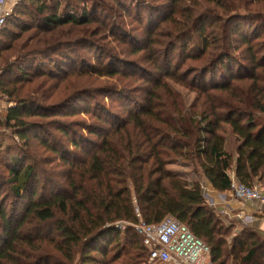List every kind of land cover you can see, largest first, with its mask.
<instances>
[{
  "label": "trees",
  "instance_id": "trees-1",
  "mask_svg": "<svg viewBox=\"0 0 264 264\" xmlns=\"http://www.w3.org/2000/svg\"><path fill=\"white\" fill-rule=\"evenodd\" d=\"M62 1L54 8L44 0L22 1L26 6L36 5L39 13L52 11L38 19L40 31L36 35L41 36L37 44L42 46L3 47L5 28L17 18L21 1L2 28L0 57L5 50L14 49L16 53L13 67H18L19 75L14 86L44 75L56 78L52 71L40 67L32 71L33 67L25 63L39 52L45 58L58 53L63 49V40L71 42L74 33L82 35L73 38L71 45L101 43L108 62L88 65L87 69L74 67L64 72L66 77L58 76L59 81L69 78L71 90L55 104L45 106L29 96L15 99L17 104L8 109L7 126L14 129L19 140L29 149L32 141L38 142L46 151L61 156L69 170L64 185L47 197L38 193L36 184L32 187L35 167H21L19 158H10L8 182L16 197H24V190L28 201L15 225L0 196L4 229L0 264H144L149 251L142 233L132 225L139 221L137 209L146 223H159L172 216L187 225L209 245L215 264H264V235L251 226H241L240 231L231 234L235 226L224 223L220 211L206 202L202 182L181 177L167 167L173 156L193 163L216 190L227 191L234 159L224 131L227 125L237 143L236 177L249 186L256 179L264 181V0H85L81 4L77 0L82 5L80 11L74 0L63 1L64 7ZM143 1L151 10L144 37L132 35L117 22L110 23L117 15L143 24L134 13ZM98 9L107 12L104 18L95 15L98 12L93 10ZM159 15H163L160 20ZM15 35L9 31L6 37L14 39ZM111 41L117 42L119 53L109 46ZM176 50L180 54L192 50L194 54L188 52L186 57L194 60L196 69L188 73L184 70L181 75L183 65L172 59ZM119 54L142 55L137 61L124 62L118 59ZM20 61L22 65L17 63ZM216 68L224 72L220 73V82L217 76L206 78ZM140 71L159 75L150 80ZM36 73L41 76L35 77ZM84 75L114 78L110 86H121V91L109 85L100 90L126 100L132 96L131 86L144 80L149 87L142 86L140 91L147 97L146 105L116 118L110 110L104 111L99 101L98 109L90 116L92 123L87 125L88 139L55 117L64 114L60 111L70 108L74 101L75 107L83 100L87 104L94 100L95 89L73 81ZM165 78L196 92L190 108L183 109ZM43 86L41 83L37 90ZM83 87L84 93L79 91ZM9 93L13 98L19 91ZM27 116L52 118L54 122L38 126L26 121ZM47 126L61 132L76 151L70 154L60 140L51 143V135L44 130ZM83 138H87L89 149L86 156L78 158V150L85 144ZM235 142L231 144L235 146ZM65 155H71L73 161ZM122 221L129 223L123 236V230L116 226Z\"/></svg>",
  "mask_w": 264,
  "mask_h": 264
},
{
  "label": "rangeland",
  "instance_id": "rangeland-1",
  "mask_svg": "<svg viewBox=\"0 0 264 264\" xmlns=\"http://www.w3.org/2000/svg\"><path fill=\"white\" fill-rule=\"evenodd\" d=\"M20 4L18 5L17 10V18L14 20H11L10 23L5 28V37L3 39V47H6L7 45H14V46H21L24 44V46H27V49H31L32 47L36 46H42V44H37L38 38L41 36H37V32L40 31L38 27L39 20L42 18V16L49 14L52 12L49 10L47 13H39L38 9L35 6H31L30 4L28 6L25 5V3L22 4L23 0H20ZM47 1L48 5H50L52 8H54L60 0H44ZM65 1V0H63ZM61 2V6L64 7V2ZM123 2H128V0H122ZM85 0H81V3H84ZM19 3V2H18ZM17 3V4H18ZM102 4V2H98ZM75 6L78 5V9L80 11L81 6L78 4L77 0H74ZM148 3L145 1L142 2L141 7L139 10H134L135 15L140 16L143 24H138L137 22H133L132 19L128 18H122L118 17L117 15H113V18L110 19V23L117 22L121 25L122 28L127 30L129 33H131L134 36L142 35L144 37L145 32L149 30V17L151 16V10L149 9ZM129 5V4H128ZM87 6H90V3L87 4ZM95 12H98V15L95 14L97 17L101 16L104 18L106 15L103 10H93ZM62 12V8L60 9L59 13ZM163 17V15H159L157 17L158 20H160ZM39 21V22H38ZM158 21L154 24L157 25ZM153 26L152 23L150 25ZM24 29H29L27 31H24ZM134 30V31H133ZM11 31L12 33H15V37L10 38L6 37L7 32ZM119 35L121 36L120 31H118ZM35 34V37H34ZM82 34H76L74 33L71 36V42H74L75 40L73 38H77ZM193 37H197L196 35ZM30 38V39H27ZM139 39V38H138ZM197 39V38H196ZM188 40V39H187ZM186 40V41H187ZM65 43L63 44V49H61L58 53L52 54L49 58H45L41 52H39L36 55L30 56L29 61H27L25 64L31 65L30 67H33L31 70H36L37 67H40L41 69L48 71H52L54 73V77L56 78H49L47 75H44L42 77L41 74H35V77L39 75L40 79H37L30 83H23L18 84L14 86V82L16 80V77H18V67H13V63L16 62V57L14 58V49L13 50H5L0 57V196L1 201L6 204V211L7 213L13 215V220L15 222V225L19 222V217H21V214L23 213V204H25L28 201L27 195L24 194V190L22 191V195L24 197H16L11 189V175L8 174L9 167H11V159L12 157L16 156L20 159L19 166L25 167L26 165H33L35 167L36 175H35V183L37 185L38 193L43 194L47 197H51L50 195L56 193V191L59 189V186H63V182L65 181L66 173L68 172L69 168L67 166H64L62 164V160L60 159L61 156L56 155L52 153L51 151H46L43 147H41L38 142L32 141L34 144L30 147L26 146L24 142H21L19 140V137L17 134H15V131L13 128L7 126L6 118H7V111L10 107L17 104L15 99L19 98H28L29 96H32L33 98H37L39 101L47 105L55 104L57 98L61 97L62 95H68L70 92V80L69 78L65 81L62 79V81H59L57 78L58 76H63L67 71H72L75 69L74 67H83V69H87L86 66L88 65L92 66H99L100 63H107V52L105 49V46L101 43H95L94 45L91 44L88 46L86 45H71L70 41L63 40ZM27 42V43H26ZM67 44V45H66ZM117 42H110L109 46L116 48L117 53L120 52V48H117L116 46ZM95 47H93V46ZM129 45V44H127ZM101 47V48H98ZM24 53L25 50H21V53ZM69 51H74L73 54H71ZM180 50H176L173 53L172 59L174 63H178L183 65L181 72V75L184 70H187L188 73L189 70L196 69L197 64L194 62V60H191L190 58H187L186 55L189 52L190 54H194V52H191L192 50H189L186 54H180ZM116 53V54H117ZM63 54V55H62ZM142 55V54H140ZM140 55L131 56L129 55H121L119 54L120 61H137L140 59ZM237 55V53H236ZM59 60V61H57ZM61 60H65V62L59 64ZM182 62V63H181ZM19 65L20 62H17ZM9 65V66H8ZM22 65V64H21ZM191 65H194L195 67H191ZM141 66V65H140ZM121 68L130 69L128 66L120 65ZM143 67V66H141ZM145 67V66H144ZM12 68V71H9V69ZM213 71V72H212ZM65 72V73H64ZM141 73L146 74L145 77H148L150 80L155 79L156 76L159 74L156 72L154 75H150L151 73H146L144 71H140ZM69 73V72H68ZM220 73L218 69L216 68L211 69V72L207 75V79L214 78V76H217V80L220 82ZM68 74H66L64 77H66ZM193 76V74H192ZM191 76V77H192ZM72 79V77H71ZM167 83L170 85L171 90L175 92L174 94H177L183 104V109L190 108V106L194 103L196 99V92L193 90H190V88L186 87L182 83L175 82L173 80H167ZM216 80V81H217ZM73 81L77 82L78 84H84L87 87H90L92 89H95V98L94 100H90L88 104L86 102L81 101L79 106H73L77 102H72L70 108L63 109L60 112H63L64 114L56 115L55 117L57 119H61L59 121L65 122L66 125H68L69 129H73L74 131L82 134L84 137H87L88 139L91 137L88 136V130L87 125L92 123V118L90 117L92 112L98 109V102L102 101L101 104L105 107L104 111L112 112L113 116L117 115L116 118L120 115H124L126 111L129 109L131 110H139V105H146V95L144 92H141L140 89L149 87V83H145L144 80L142 82L137 83L136 85L131 86L129 93L132 96H129L128 99H120L115 97H111L110 92H107L105 90H100L101 87L105 85H109V88H115L118 92L121 91V86L119 87H112L110 85H114L115 79L109 78V77H101V76H90V75H84L83 77H76L73 78ZM128 81V80H127ZM126 81V82H127ZM209 81V80H208ZM43 83V88L37 90L40 86V84ZM13 89H17L19 91V94L14 95L12 98L10 96L9 91H12ZM37 90V92H35ZM86 88H80L79 91H83L82 93L86 92ZM64 91V92H63ZM35 92V95L33 93ZM9 93V94H8ZM52 97L49 99V97ZM82 99H85L84 96L81 97ZM132 100V101H130ZM126 103V105H123ZM77 105V104H75ZM103 106L101 109H103ZM26 121L29 123H34L38 126H40L41 123H52V118H46L42 119L39 116H27L25 117ZM116 122V120H113ZM118 122V120H117ZM43 124V125H44ZM45 133L51 135V143H54V140H60L63 142L66 149L70 150L69 153L73 154L74 147L68 143L67 139L62 136V133L55 130L52 126L45 127ZM225 135H228V140H231L230 128L225 125ZM45 134V135H46ZM47 136V135H46ZM87 138H83L82 140L85 142V144H81L80 149L78 150L77 157H83L86 156V150L89 149L87 143ZM55 141V142H56ZM8 148H10L8 150ZM62 150V149H60ZM9 151L7 154L6 152ZM11 153V156L9 155ZM63 153V152H61ZM67 157L68 161H73V157L71 155H65ZM13 159V158H12ZM167 167L172 170L174 173L180 175L181 177H184L186 179H195L199 178L200 174L195 169V166L193 163L186 162L184 160H181L179 158H175L173 156L172 159H170L168 162ZM64 180V181H63ZM56 188V189H55ZM132 193L134 194V191L132 190ZM24 200V201H23ZM224 223L227 225H234L235 228L231 230V234L234 232H237L238 230H241V226H250L244 225L237 221H229L222 218ZM118 225L120 224H129L125 222H117ZM134 225V224H132ZM49 230V229H47ZM123 235H125L126 230L124 229ZM48 231L45 232L47 234ZM4 235V229L2 227V223L0 221V246H2V236ZM128 249V247L126 248Z\"/></svg>",
  "mask_w": 264,
  "mask_h": 264
},
{
  "label": "built area",
  "instance_id": "built-area-1",
  "mask_svg": "<svg viewBox=\"0 0 264 264\" xmlns=\"http://www.w3.org/2000/svg\"><path fill=\"white\" fill-rule=\"evenodd\" d=\"M20 0H0V32L12 15L14 7ZM206 202L214 208L223 207L230 199L264 201V194L258 187L249 186L237 179H232L227 191H218L211 195L204 191ZM138 223L134 226L142 233V240L148 249V259L144 264H215L211 257V249L191 229L172 216L165 217L159 223H146L137 209ZM237 220L250 225L255 217L251 214L238 213ZM124 230L127 224H116Z\"/></svg>",
  "mask_w": 264,
  "mask_h": 264
},
{
  "label": "crops",
  "instance_id": "crops-1",
  "mask_svg": "<svg viewBox=\"0 0 264 264\" xmlns=\"http://www.w3.org/2000/svg\"><path fill=\"white\" fill-rule=\"evenodd\" d=\"M231 137V136H230ZM228 140V138H227ZM235 142V140L231 137V140H228V149L234 153V159H233V167L230 171V174L232 176V179H237L236 177V146L237 143L235 142V146L231 144V142ZM230 144V145H229ZM191 180V179H189ZM194 180H200L202 182L203 190L208 192L211 195H216L218 193V190H216L210 181L204 177L201 176L199 178H195ZM240 181V180H239ZM252 186L258 187L261 189V191L264 194V181H259V179H256ZM223 207L217 208V210L220 211V215L222 218L229 221H237L236 215L238 213H245V214H251L255 217V220L250 224L252 228H254L256 231L264 235V201H258V200H234L230 199L229 202L226 205V212L221 213V209Z\"/></svg>",
  "mask_w": 264,
  "mask_h": 264
}]
</instances>
